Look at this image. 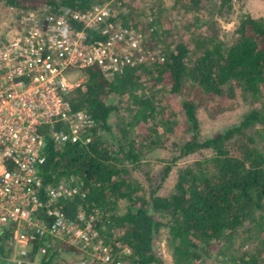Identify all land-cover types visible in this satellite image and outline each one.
Instances as JSON below:
<instances>
[{"label": "trees", "instance_id": "trees-1", "mask_svg": "<svg viewBox=\"0 0 264 264\" xmlns=\"http://www.w3.org/2000/svg\"><path fill=\"white\" fill-rule=\"evenodd\" d=\"M103 1L0 0L12 6L13 14L9 13L15 16L39 5L59 10ZM150 1L146 15H152L155 31L149 45L159 43L163 59L112 76L96 65L85 67L84 81L67 97L97 126L87 144L57 146L45 133L39 174L43 184L76 176L86 195L83 200H66V213L74 216L81 202L87 211L105 209L94 226L129 248V264H162L154 248L162 227L167 228L177 257L202 260L210 248L237 235L245 225L250 230L264 205V145L259 142L264 139V112L250 105L237 121L208 135H200L197 116L200 99L211 108L206 103L233 97L237 86L252 97H263L264 15L243 10L226 36L218 18L233 11L232 0H179L184 11L194 14L190 23L194 28L188 42L166 41L159 24L161 8L153 10L151 5H162L163 0ZM170 138V155L159 182L178 158L194 152L198 157L178 169L167 194L157 192L159 182L148 186L147 195L140 194L126 176L128 166L140 168L144 141L154 145ZM121 198L125 212H105L115 209ZM59 251L48 254L51 258Z\"/></svg>", "mask_w": 264, "mask_h": 264}, {"label": "built area", "instance_id": "built-area-1", "mask_svg": "<svg viewBox=\"0 0 264 264\" xmlns=\"http://www.w3.org/2000/svg\"><path fill=\"white\" fill-rule=\"evenodd\" d=\"M125 7L114 0L59 10L39 5L20 10L0 31L1 264H129L95 228L101 210L81 202L74 216L66 213V200L86 195L76 176L43 184L39 174L45 133L57 146L87 144L97 126L67 97L85 79L71 80L70 70L96 65L112 76L163 59L148 43L152 15L126 19ZM57 249L74 257L50 258Z\"/></svg>", "mask_w": 264, "mask_h": 264}, {"label": "rangeland", "instance_id": "rangeland-1", "mask_svg": "<svg viewBox=\"0 0 264 264\" xmlns=\"http://www.w3.org/2000/svg\"><path fill=\"white\" fill-rule=\"evenodd\" d=\"M232 1L233 11L226 17L218 18L219 25L226 36L230 34L237 14L243 10L249 11L252 15H264V0ZM150 2V0H127L124 3L122 0H114V5L118 10L127 6V9L123 12L124 17L134 20L135 18H143L146 16V6ZM151 5L153 10L158 8L160 10L161 8L159 24L161 25V30L166 34V41H169L171 38H176L188 42V33L194 28L192 24L190 25L191 21L194 20V14L184 11L180 7L179 0H163L162 5L156 3ZM12 18L13 15L0 2V31L5 27L6 23L11 22ZM184 25L187 27L185 28ZM148 43H150L149 40ZM155 45L159 46V43ZM82 74H85L84 69L80 70L76 68L70 70L68 75L71 80H74ZM200 102V105L197 107L200 135L211 134L222 126L237 121L242 111L250 105L256 106L260 111L264 112V95L263 97H252L250 93H247L239 86L236 87L233 97L221 96L206 103L208 106H212L211 108L203 104V99H200ZM179 134L182 135L183 133L179 132ZM170 140L171 138L167 139L165 143L160 141L154 145H148L144 141V154L141 157L140 168L128 166L126 176H128L133 185L140 191V194L147 195L148 186L159 182L161 167L164 164V160H167L170 155ZM259 142L264 145V139ZM198 155V152H194L178 158L167 175L159 182L156 188L157 192L167 194L175 184L178 169L191 162L194 158H197ZM114 207L115 209L110 207L106 208L108 210L105 212L110 213L115 212V210L118 214L125 212V200L122 198L119 199ZM93 209L98 210L99 208ZM101 236L105 241L107 240V242L111 243L118 255L129 262L130 251L125 244L119 240L113 241V236L107 237L103 234ZM154 248L161 254L162 264H264V205L257 213L255 223L252 224L250 230H247L245 225L237 235H234L232 238H227L225 241L219 242L218 245L210 248L208 254L202 260L193 258L180 259L181 257H177L172 245V239L169 237L166 227H162L156 234ZM73 257L74 255L68 252L64 254L57 252V255L54 256L58 262H66Z\"/></svg>", "mask_w": 264, "mask_h": 264}]
</instances>
